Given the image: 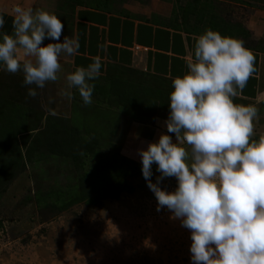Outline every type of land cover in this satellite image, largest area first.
Returning a JSON list of instances; mask_svg holds the SVG:
<instances>
[{
    "label": "rangeland",
    "instance_id": "374dc122",
    "mask_svg": "<svg viewBox=\"0 0 264 264\" xmlns=\"http://www.w3.org/2000/svg\"><path fill=\"white\" fill-rule=\"evenodd\" d=\"M202 1L176 0L175 7L188 12L192 23L209 25L213 20L203 19L210 14ZM234 1L210 0L207 11L228 20L222 9L228 6L233 15ZM239 12L230 19L240 18ZM90 83L93 103L84 105L75 88L69 100L49 81L33 98L28 89L34 85L16 76L0 78V264H192L191 230L167 207L157 211L139 156L147 147L128 131L131 122L154 121L158 107L169 106L172 82L113 71ZM234 103L258 109L253 139L264 136V103ZM70 130L80 132L83 146L65 149ZM115 154L127 166L97 172V161ZM152 171L156 183V164ZM119 180L129 190L117 192ZM177 186L175 177L160 183L168 192Z\"/></svg>",
    "mask_w": 264,
    "mask_h": 264
},
{
    "label": "clouds",
    "instance_id": "9594fccd",
    "mask_svg": "<svg viewBox=\"0 0 264 264\" xmlns=\"http://www.w3.org/2000/svg\"><path fill=\"white\" fill-rule=\"evenodd\" d=\"M13 34L0 37V65L22 71L24 84L37 88L55 82L61 57L77 54L79 39L61 36L64 24L55 13L16 6ZM5 24L0 13V29ZM55 41L43 46L45 40ZM255 55L243 42L207 29L196 41L188 72L176 77L169 94L167 133L139 151L142 174L155 194L157 211L167 207L173 219L191 230L192 264H264V136L253 139L258 109L239 105L256 71ZM102 58L67 75V91L78 90L84 105L93 103L91 81L101 75ZM48 114L56 116L53 109ZM161 174L153 183L152 166ZM175 177L177 188L160 187Z\"/></svg>",
    "mask_w": 264,
    "mask_h": 264
},
{
    "label": "crops",
    "instance_id": "0c3cea01",
    "mask_svg": "<svg viewBox=\"0 0 264 264\" xmlns=\"http://www.w3.org/2000/svg\"><path fill=\"white\" fill-rule=\"evenodd\" d=\"M202 2L204 13L210 14L203 19L213 20L209 25L192 23L188 12L181 14L180 9L175 7L176 0H0V13L4 14L5 20L3 29H0V37L5 33L13 34V9L18 5L55 13L64 24L61 41L65 36L78 38L80 43L76 55L61 57L62 70L58 73L59 79L53 82L67 91V75L78 67H87L97 56L102 58L100 77L113 71H134L154 79L173 82L176 77H182L188 72L187 65L189 61L194 60L197 38L207 29H212L223 36L242 41L256 58L255 73L243 93L234 99L263 104L264 1L236 0L237 5H230V8L234 7L231 8L235 10L234 14L239 10L240 18L230 19L234 14L229 16L231 10L228 11L227 6L222 10L227 14L228 20L217 18L212 11L208 13L210 0ZM233 3L235 4L234 0ZM255 3L260 4V7L254 6ZM193 6L194 9L199 8L195 1ZM50 42L55 41L46 39L43 46ZM3 76L7 79L16 76L24 80L22 71L9 73L0 65V78ZM166 99H169V95ZM169 111V106L164 103L163 107H158L154 121L131 122L129 138L146 147L149 143L158 142L162 133L174 139L175 134L167 133L165 125Z\"/></svg>",
    "mask_w": 264,
    "mask_h": 264
},
{
    "label": "trees",
    "instance_id": "16d2710c",
    "mask_svg": "<svg viewBox=\"0 0 264 264\" xmlns=\"http://www.w3.org/2000/svg\"><path fill=\"white\" fill-rule=\"evenodd\" d=\"M155 100H157V98H155ZM51 123H52V121H51ZM84 142L85 141H83L82 139H81V134H80V132L78 131V130H70L69 131V134L66 136V143H67V146L65 147V149H69L70 147H78V146H74V145H80V146H83L84 145ZM56 154H58L57 152H56ZM97 157H103V154L102 153H97V154H95ZM104 157H106L105 155H104ZM105 161H106V163H107V166L106 167H104V166H101V164L103 165V164H105ZM123 162H125L124 160H122ZM122 161H117V159H116V154L115 155H113L110 159H105V160H103V161H101V159L100 160H98L97 162H99L98 164H99V166H98V170H97V172L98 171H101L100 169H101V167H103V170H104V172L107 174V173H111L112 172V170H113V168L115 167V165H118V167L121 169L123 166H127V164L126 163H124V164H122ZM94 176V175H93ZM125 178H123L122 180L124 181V183H125V181H126V179L124 180ZM81 180H83L82 178H81ZM122 181V182H123ZM87 182H91L90 181V179L89 180H87ZM116 187H118V191L117 192H121V191H123V190H129V188L130 187H128L127 186V184H126V186L125 187H123L122 186V183H121V181L119 180V182H118V184L116 185ZM117 193L116 192H114V195H116Z\"/></svg>",
    "mask_w": 264,
    "mask_h": 264
}]
</instances>
